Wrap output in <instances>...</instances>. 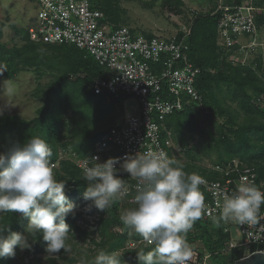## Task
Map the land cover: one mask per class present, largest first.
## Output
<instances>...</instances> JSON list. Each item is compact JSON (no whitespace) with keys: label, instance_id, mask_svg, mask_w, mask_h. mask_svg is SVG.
I'll return each instance as SVG.
<instances>
[{"label":"built area","instance_id":"obj_1","mask_svg":"<svg viewBox=\"0 0 264 264\" xmlns=\"http://www.w3.org/2000/svg\"><path fill=\"white\" fill-rule=\"evenodd\" d=\"M34 1L39 5V11L29 27L32 40L50 44L68 43L88 51L107 70V77L94 80L92 87L95 93L107 92L108 95L118 96L125 92L138 101L137 109H126L122 122L104 133L91 152L79 157L74 152L65 154L62 151L51 167H56L63 159H70L83 170L88 165L87 158L98 156L101 163L116 158L119 161L116 167L119 168L127 156L147 152H163L173 167H177L174 162L184 163L187 145L176 141L166 118L189 107L201 110L204 96L197 88L199 78L204 72H216L213 68H201L190 59L187 39L191 30L183 31L182 39L177 36L169 38L139 32L129 25L112 24L107 13L96 7L93 0ZM219 10L223 11V16L218 24V44L223 50L230 52L237 45L243 46L244 36H249L254 43L253 38L260 28L257 16L263 12V6L249 0L233 6L221 5ZM206 169L218 176L198 175L203 180L200 189L206 205L202 218L210 223L212 230L223 227L228 237L221 250L215 253L202 250L186 237L193 252L189 264H210L216 254L228 256L229 261L235 251L241 257L264 251V219L256 226L215 222L225 198L234 193L239 183L248 182L264 191V181L259 179L255 165L233 158L223 164L209 165ZM118 175L128 188V194L119 199L120 204L125 207L124 211L136 207L133 198L137 194V181L127 173L120 172ZM76 205L77 224L91 232L92 237L99 238V211L83 196H78ZM88 208L91 210L88 211ZM260 215L264 216V207H261ZM233 228L238 231L239 237L233 235ZM132 232L135 233L133 229ZM150 245L135 233L131 234L127 248Z\"/></svg>","mask_w":264,"mask_h":264},{"label":"trees","instance_id":"obj_2","mask_svg":"<svg viewBox=\"0 0 264 264\" xmlns=\"http://www.w3.org/2000/svg\"><path fill=\"white\" fill-rule=\"evenodd\" d=\"M93 1L96 7L104 10L107 13L108 19L112 24L125 25L120 23L121 17L117 11H111V9H113L112 4L114 0ZM257 5L263 6V3ZM222 16V10H217L213 14L197 15L192 24L191 34L187 39L189 44L190 59L201 68H213L217 71L214 74L204 72L199 78L197 88L204 96V104L201 110L189 107L183 112H175L167 116V124L173 129L174 135L177 133L184 136V126L189 124V120L191 118L197 116V114L205 113L209 110L215 109L217 106H215V102L218 101L213 90V85H215V83H233L234 87H231L233 89L231 90L233 100H240V103L249 105L250 110L257 111L256 106L253 105L251 96L248 94L246 89L249 83L251 84V87L254 86L251 82V80L255 78L254 74L250 73L246 77L239 78V76L236 77L231 75L229 70L220 69L221 53L218 44V24ZM263 20L264 12L258 14L257 16L259 25L261 22H263ZM132 29L136 28L132 27ZM14 30L15 33L17 35H21V39L25 41L21 48H18L17 46L9 47L3 41V30L0 29V72H2L5 76L12 78L15 76L16 72L22 68L24 69L27 67H32L38 70L41 68V66L50 65L51 62L48 61L49 58L46 55H43V52L40 51L44 49L46 50L48 48H55L59 51H62L66 66L64 64L61 65H64L62 67V72L56 75L53 82L45 89L44 104L38 109V114L36 117L31 120H27L21 118L19 115L0 116V151L5 150L11 141H19L20 143H24L31 136H39L45 139L52 149V156L50 157L49 165L50 167L51 163L57 162L59 154L62 151L70 150V147L73 150L72 152L76 153L79 157H84L86 154L92 151L95 142L104 133L108 132L117 123L122 122V118L121 116L118 117V114L115 116V118L113 115H111V117L107 119L104 127H101V129L95 133L90 132L91 122L93 120L96 122V119L99 121V114L97 118H94L88 113L92 109V106L89 105L93 102L92 99L97 96H104V98L101 100V104H108V106H110L112 111L115 113L114 105L123 106L125 99L132 96L125 92L120 93L118 96L113 94L108 95L107 92L102 94L95 93L92 87L94 80L96 78L107 77V70L102 67L95 57L88 51L68 43L50 44L34 41L31 39L29 28L23 29L22 27L14 25ZM183 35L184 32H180L177 35L178 39H182ZM86 97H89L90 99H86ZM218 105L220 104L218 103ZM122 108H124V106ZM68 109H72V111L79 117L73 118V123L75 124L73 140L69 143L59 144L60 130L69 124L66 122L65 118ZM98 110L102 111L100 108ZM171 116L172 118H170ZM262 126L264 129V124H262ZM252 129L253 126L250 124L232 127L230 130L233 137L231 138L224 136L219 141V147L225 148L228 151V156L225 158L221 156L217 163L223 164L233 158L242 159L239 156L251 147L250 134ZM209 136L211 140L214 139V136L211 132L209 133ZM81 137L84 138L80 140L79 138ZM190 153V147L187 146V154L189 155ZM262 156L264 155L262 154ZM247 163L255 165L259 179L264 181V163ZM173 165L180 167L190 173L205 175L209 178H216L218 176L213 172H209L207 169H200L201 171L195 170L188 163L174 162ZM51 168L54 171L55 179L58 182H65V193L68 196L69 202L76 204L78 201V196H82V193L87 186L86 182L83 180L82 169L70 159H63L58 163V166ZM118 204L119 200L115 199L111 206V210L113 211L111 217L107 220L100 219V235L104 236V241L105 237L109 239L108 242H110V246L106 248V243L104 241L101 244H103V251L109 254L118 251L119 248L123 246L124 238L127 236V234H125L123 238L121 237L119 239H115L114 236L108 232V226L116 219L120 220L122 223L120 219L121 215L117 212ZM261 207H264V205ZM77 217L78 214L75 213V215H70L66 219V223L70 225L71 232L69 234L68 240L66 241L68 245L71 244L70 242L73 238L79 237V239L85 241L89 235L91 236L92 234L87 229L77 224ZM28 223V218L23 217L20 213L9 212L0 215V226L7 225L13 232L24 234ZM193 231L191 229L187 233L186 237L192 242L197 240L202 241L203 248L206 251L212 253L221 250V248L224 246L225 239L228 237V234L224 232L223 227L212 230L210 223L205 221L203 218L195 222L193 225ZM7 234L8 233L5 232V235ZM29 238L33 244L31 249L28 250V256L32 252H46V242L43 241L41 235H29ZM88 239L91 243L95 242L96 240H94L92 236ZM97 244H99V242ZM153 247L154 245L142 246L140 249H126L117 257L120 258L121 264H137V252H147L152 250ZM214 258H223L227 260L228 256L216 254L214 255ZM239 258H241L240 253L235 251L229 261L234 263V261ZM40 259V256H36L35 259L29 260V264H39ZM56 260V258H51V264H59ZM66 260L68 264H77V258L73 256H68ZM92 260L93 258H90L88 260V264H91ZM9 262L10 257L0 259V264H9ZM18 264L27 263L23 262Z\"/></svg>","mask_w":264,"mask_h":264},{"label":"clouds","instance_id":"obj_3","mask_svg":"<svg viewBox=\"0 0 264 264\" xmlns=\"http://www.w3.org/2000/svg\"><path fill=\"white\" fill-rule=\"evenodd\" d=\"M3 87L9 95L13 94L10 82ZM3 115L4 108H0V116ZM51 156L49 143L39 136H31L24 143L11 141L0 151V215L16 212L29 221L26 234L13 232L7 225L0 226V259L14 257L17 247L21 251L30 250L29 235L42 236L47 257L56 256L62 249L69 250L66 241L71 232L66 219L75 215L77 205L69 202L65 182L55 179L49 166ZM87 161L82 170L87 185L82 196L98 211L107 212L115 199L128 194L118 173H127L137 181V194L133 198L136 207L120 216L124 225L154 245L150 251L137 252V264H189L193 252L186 235L206 208L200 191L202 178L173 167L163 152L129 155L119 168L116 158L101 163L98 156H93ZM262 205L264 191L241 182L225 198L215 222L256 226L264 219L260 215ZM80 264L88 262L81 258ZM91 264H121V261L116 253L100 250Z\"/></svg>","mask_w":264,"mask_h":264},{"label":"rangeland","instance_id":"obj_4","mask_svg":"<svg viewBox=\"0 0 264 264\" xmlns=\"http://www.w3.org/2000/svg\"><path fill=\"white\" fill-rule=\"evenodd\" d=\"M243 1L248 2L249 0H114L111 11H117L121 17V24L134 27L139 32L153 33L172 38L180 32L191 30L197 15L213 14L219 10L221 5L231 6ZM251 1L256 4L263 3L264 7V0ZM38 11L39 5L34 0H0V29L3 30L2 39L9 47L17 46L21 48L24 45L25 41L21 39V35L15 33L14 25L28 29L33 24ZM244 37L243 46L245 47L240 44L241 46L237 45L235 49L228 52L219 46L221 53L220 69L229 70L231 75L239 76V78L246 77L250 73L254 74L255 78L251 80L254 86L251 87L249 83L246 89L257 111L250 110L249 105L240 103V100H233L231 94V90H233L231 87H234L233 83H215L213 90L218 99L215 102V106L217 105L215 109L197 114V116L191 118L189 124L184 126V136L175 134V138L179 143L188 144L187 146L190 147L191 153L189 155L186 154L184 163H188L195 170H206V167L209 165L217 164L221 156L223 158L228 156V151L223 147H219V141L224 136L232 138L233 135L230 129L243 124L253 126L250 134L251 147L239 157L246 162L255 164L264 163V156H262V154L264 155V129L262 126L264 124V20L260 24L258 33L253 38L254 43L249 36ZM241 39L242 36H240ZM40 51L49 58L50 65L41 66L38 70L32 67L22 68L12 78L0 74V108H4V115H19L21 118L27 120L36 117L38 109L44 104L45 89L53 82L56 75L62 72V67L66 66L62 51L55 48ZM62 64L64 65L61 66ZM9 82L13 90L12 95H9L3 87ZM103 98L104 96H97L89 104L92 106V109L88 113L94 118H97L99 114V121L96 119V122L95 120L91 122L90 132L92 133L104 127L111 115L115 118L118 114V117L121 116L122 118L126 109L131 110V108H134L136 110L138 107L137 99L129 97L123 103L124 108L121 105H114V113L108 104H101ZM86 99L90 98L86 97ZM99 108L102 111H99ZM75 115L72 109H68L65 118L69 124L61 128L59 144L69 143L73 140L75 129L73 118L79 117ZM210 132L214 136L212 140L209 136ZM83 138L79 139L82 140ZM69 149L64 151L65 154L66 152L73 151L71 147ZM124 208L119 201L117 205L118 214L121 215ZM112 213L111 208L107 212L99 211L103 220L109 219ZM232 231L235 237H239V233L235 228ZM108 232L115 239L123 238L127 234L124 238L123 246L118 251L113 252L117 256L128 249L127 243L131 239V234H135L130 227H126L117 219L108 226ZM89 237L91 238L90 235ZM88 238L85 241L79 239V237L70 238L71 244L69 245V250L65 252L62 249L59 254L52 257H47L46 252H32L28 256L27 249L21 251L17 247L16 254L14 257H10L9 264L23 262L29 264V260L35 259L36 256L41 257L39 264H51V258H56L59 264H68L66 260L68 256L77 258V264H80L81 258H84L88 262L100 250H103V244L101 243L104 241V236L100 235L99 238L93 237L96 240L92 243L89 242ZM108 240L105 237L106 248L110 246ZM98 242L99 244H97ZM202 250L205 249L202 247ZM210 264H233V262L223 258H213Z\"/></svg>","mask_w":264,"mask_h":264},{"label":"water","instance_id":"obj_5","mask_svg":"<svg viewBox=\"0 0 264 264\" xmlns=\"http://www.w3.org/2000/svg\"><path fill=\"white\" fill-rule=\"evenodd\" d=\"M233 264H264V251H256L248 256L241 257Z\"/></svg>","mask_w":264,"mask_h":264},{"label":"crops","instance_id":"obj_6","mask_svg":"<svg viewBox=\"0 0 264 264\" xmlns=\"http://www.w3.org/2000/svg\"><path fill=\"white\" fill-rule=\"evenodd\" d=\"M193 230V229H192ZM194 232V231H193ZM195 243H197L200 247H203V242L202 241H200V240H197V241H195Z\"/></svg>","mask_w":264,"mask_h":264}]
</instances>
